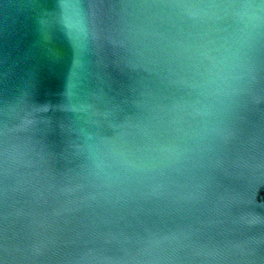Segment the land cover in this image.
Listing matches in <instances>:
<instances>
[{
    "label": "water",
    "instance_id": "95a60500",
    "mask_svg": "<svg viewBox=\"0 0 264 264\" xmlns=\"http://www.w3.org/2000/svg\"><path fill=\"white\" fill-rule=\"evenodd\" d=\"M57 2L0 0V264H264V0Z\"/></svg>",
    "mask_w": 264,
    "mask_h": 264
},
{
    "label": "clouds",
    "instance_id": "9594fccd",
    "mask_svg": "<svg viewBox=\"0 0 264 264\" xmlns=\"http://www.w3.org/2000/svg\"><path fill=\"white\" fill-rule=\"evenodd\" d=\"M73 3H74V0H58L57 2V7L59 11L61 12V14H68L66 18L69 21V23L71 22L70 13L73 8ZM47 12H48L47 9L43 10V12L38 17V24H40V22L47 16Z\"/></svg>",
    "mask_w": 264,
    "mask_h": 264
}]
</instances>
